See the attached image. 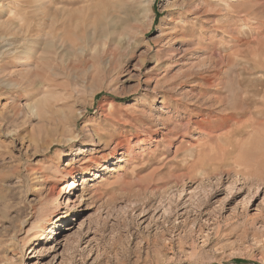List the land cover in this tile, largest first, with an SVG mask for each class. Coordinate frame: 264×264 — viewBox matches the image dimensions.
<instances>
[{"label": "rangeland", "instance_id": "rangeland-1", "mask_svg": "<svg viewBox=\"0 0 264 264\" xmlns=\"http://www.w3.org/2000/svg\"><path fill=\"white\" fill-rule=\"evenodd\" d=\"M0 264H264V0H0Z\"/></svg>", "mask_w": 264, "mask_h": 264}, {"label": "bare ground", "instance_id": "bare-ground-1", "mask_svg": "<svg viewBox=\"0 0 264 264\" xmlns=\"http://www.w3.org/2000/svg\"><path fill=\"white\" fill-rule=\"evenodd\" d=\"M195 1V0H194ZM180 10L182 11V14H187L186 15V18L187 17H190L191 14L196 11V5H195V2H191L189 4H185V5H180ZM177 36V35H176ZM122 76V75H121ZM64 103V102H63ZM30 108H33V107H30ZM63 108V107H62ZM65 108V107H64ZM100 111V110H99ZM103 113V112H102ZM78 116L75 117V119L77 120ZM104 119V118H103ZM208 122H206L205 124H207ZM204 124V123H203ZM207 128L206 125H202L200 127L201 130H203L204 132L206 131L205 129ZM199 129V130H200ZM200 130V131H201ZM93 131L96 132V129H94ZM214 131V130H213ZM231 132V131H230ZM210 133V132H209ZM229 133V132H227ZM96 134V133H95ZM136 134V133H135ZM219 134V133H218ZM98 135V134H97ZM155 136V134H153ZM141 136V135H140ZM140 136L139 135H135L132 139H128L127 141L124 142H121L119 144H117L116 146L113 147V149L111 150V153H113V156L114 155H125L127 153H130L129 151L131 150L130 146L131 145H134L138 142L141 141L144 142V143H148L149 141L152 140V142H157V140L153 139L154 136L148 134V136H146V138L144 139H140ZM212 133L210 134L209 136V141H211L212 138ZM99 139V138H98ZM215 140V139H214ZM111 146V145H110ZM173 146V145H172ZM182 146V143L180 142V145L179 147H177L176 150L180 149V147ZM119 149V150H118ZM118 150V151H117ZM211 150V149H210ZM92 164L89 165L86 167V169H84L82 171V173H80L82 176H81V180L82 182L86 180V176L90 174V170H92V168H98V167H101V161H99L98 159H95L94 161L91 162ZM70 174H73L72 170L71 171H68L66 172V175H70ZM71 176V180L66 182L64 180H57L56 182L54 181L53 184H50L47 191H46V194H45V200H46V204H51L52 202L54 203L53 207L54 209H57L58 208V202L59 201H62V199H67V202H71L70 201V198H69V194H73V191H75V186H78L75 184V176L74 174L73 175H70ZM45 177V176H44ZM46 179H47V176H46ZM85 183V182H84ZM67 190V192H66ZM71 200H73L71 198ZM73 202V201H72ZM181 203V202H180ZM138 209V208H136ZM132 210H135L132 209ZM144 211H141L144 213V215H147V212L151 211V210H147L146 208L143 209ZM153 210V209H152ZM155 210H158V208H155ZM159 211V210H158ZM44 213V212H43ZM47 214L50 216V215H55L56 212H53V209H48L47 210ZM144 215L141 216L144 217ZM150 233V232H149Z\"/></svg>", "mask_w": 264, "mask_h": 264}]
</instances>
